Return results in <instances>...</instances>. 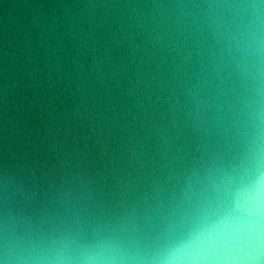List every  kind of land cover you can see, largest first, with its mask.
Listing matches in <instances>:
<instances>
[{
    "label": "water",
    "instance_id": "1",
    "mask_svg": "<svg viewBox=\"0 0 264 264\" xmlns=\"http://www.w3.org/2000/svg\"><path fill=\"white\" fill-rule=\"evenodd\" d=\"M0 264H264V0H0Z\"/></svg>",
    "mask_w": 264,
    "mask_h": 264
}]
</instances>
